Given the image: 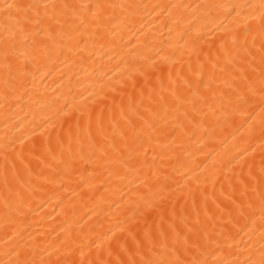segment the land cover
<instances>
[{
  "label": "bare ground",
  "instance_id": "6f19581e",
  "mask_svg": "<svg viewBox=\"0 0 264 264\" xmlns=\"http://www.w3.org/2000/svg\"><path fill=\"white\" fill-rule=\"evenodd\" d=\"M55 2L118 7L105 9L102 41L50 46L10 72L0 52V264L16 252L34 264H131L163 245L191 259L185 240L206 235L221 259L243 261L246 248L258 258L261 65L220 49L234 25L214 6L259 0ZM176 97L195 101L194 123ZM129 121L147 155L126 167Z\"/></svg>",
  "mask_w": 264,
  "mask_h": 264
},
{
  "label": "snow or ice",
  "instance_id": "6c2138e0",
  "mask_svg": "<svg viewBox=\"0 0 264 264\" xmlns=\"http://www.w3.org/2000/svg\"><path fill=\"white\" fill-rule=\"evenodd\" d=\"M116 7L118 6L100 3H57L55 0H2L0 2V52L3 54L4 68L10 72L14 60L20 57H38L48 54L50 46L63 47L65 41L68 44L74 43L76 48H80L81 45L86 47L89 42L102 41L107 21L111 19L110 16L105 15V9ZM214 7L225 9L232 17L234 25L226 39L221 41L220 49L230 57L235 54L242 60L251 57L254 61L257 56L259 57L261 65L259 90L264 99V0H259V3H236ZM249 87L252 88L253 85L250 83ZM200 99L206 102L204 97ZM176 101L177 106L174 109L176 112H180L185 103L191 104L192 111L185 109L183 116L189 123H194L195 116L199 114L195 101H185L179 97H176ZM144 124L150 129L155 128V125L147 120H144ZM129 126L133 130V136L131 139L124 137V148L128 152V160L122 163L126 167L130 166L135 156L147 155V150L143 153L138 151L144 148L140 140L142 133L135 131L131 121ZM148 139H151V134ZM11 146L9 143L3 145L6 150L5 159L8 158L7 149ZM18 155H22V152ZM261 173L264 175V168L261 169ZM260 195L264 201V192ZM261 236L264 237V230ZM213 243L216 244V249L209 251ZM219 247L218 242L212 241L206 235L204 244L190 245L185 240L184 253L191 255V259H181L175 256V250L169 252L167 245H163L161 251L153 258L132 261L131 264H264V240L260 244L258 258L251 248H246L244 251L248 255L243 261L221 259L216 254ZM150 250L155 252V245ZM81 255L83 256V252ZM16 256L15 264H34V262L19 259V252H16ZM57 264L60 262L58 261ZM63 264H75V261L65 260ZM80 264H84V261L81 260ZM89 264H95V262L89 261Z\"/></svg>",
  "mask_w": 264,
  "mask_h": 264
}]
</instances>
